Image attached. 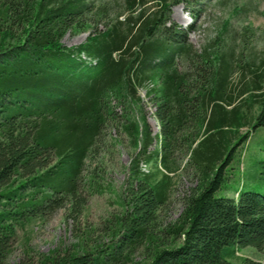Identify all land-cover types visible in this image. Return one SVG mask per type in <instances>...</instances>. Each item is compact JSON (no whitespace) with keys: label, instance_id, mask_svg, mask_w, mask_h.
Listing matches in <instances>:
<instances>
[{"label":"trees","instance_id":"trees-1","mask_svg":"<svg viewBox=\"0 0 264 264\" xmlns=\"http://www.w3.org/2000/svg\"><path fill=\"white\" fill-rule=\"evenodd\" d=\"M171 3L119 0L122 19L65 46L63 35L90 28L89 16L103 15L102 7L94 10L90 0H0V264H7L16 225L67 204L68 216L81 213L85 160L108 120L137 151L107 239L78 251L24 252L9 264H261L238 252L264 249V192L215 191L234 148L221 160L227 142L248 138L247 131L238 133L245 122L264 127V68L241 66L251 77L241 83L239 94L247 97L240 103L226 89L232 48L219 50L212 40L196 53L186 38L192 26L170 21ZM179 60L194 71L178 70ZM142 88L154 107L155 134ZM242 103L257 105L250 121ZM185 159L197 180L182 196L178 217L161 231L158 211ZM139 247L146 261L132 263Z\"/></svg>","mask_w":264,"mask_h":264},{"label":"rangeland","instance_id":"rangeland-1","mask_svg":"<svg viewBox=\"0 0 264 264\" xmlns=\"http://www.w3.org/2000/svg\"><path fill=\"white\" fill-rule=\"evenodd\" d=\"M90 1L94 10L102 7L104 14L89 16L88 29L67 31L61 38L65 46L84 42L90 32L102 31L114 23L117 17L122 19L126 14L118 5L119 0ZM177 11L183 20L174 19L173 15ZM170 21L184 29L192 26L193 30L188 31L186 38L187 44L196 53H200L212 40L218 43L219 50L232 48V71L226 89L227 93H231L232 97L239 99L241 103L247 97L246 94H239L241 83L251 77L248 72L242 71L241 66L250 61L264 68V0H173L170 6ZM177 67L181 71H194L193 65L190 67L182 60L178 61ZM139 95L144 99L146 118L155 134L158 132V125L152 115L154 107L146 100L143 88L139 90ZM116 111H119L118 108ZM257 111L256 104L248 108L242 103L241 113L246 120L250 121ZM246 123L238 133L247 131L248 138L236 146L238 139L234 137L225 145L221 160L232 147L234 148L215 196L236 197L237 190L264 192V127L251 129L250 123ZM157 144L158 142H153L150 149ZM200 149H204V146H200L199 152ZM136 151L121 128L114 121L108 120L85 160L80 182L81 194L85 198L81 213L76 218L73 215L68 216L67 204L65 208L56 209L49 215L35 217L23 225H16L7 264L19 259L24 252L34 256L62 247L78 251L105 241L110 232L111 219L121 211L120 195L127 166ZM187 159L181 162V167L184 168L172 175L173 188L169 199L158 211L156 223L161 231L178 217L182 209V196L196 183V169L191 164H185ZM148 169L149 166L142 165V170ZM90 177L94 180L90 181ZM238 255L264 264V249L246 246L240 249ZM131 259L132 263L145 262L144 248L139 247L133 251ZM227 260L228 264L238 263L235 259Z\"/></svg>","mask_w":264,"mask_h":264},{"label":"bare ground","instance_id":"bare-ground-1","mask_svg":"<svg viewBox=\"0 0 264 264\" xmlns=\"http://www.w3.org/2000/svg\"><path fill=\"white\" fill-rule=\"evenodd\" d=\"M174 19L180 21V20H183V17L182 15L180 14L179 11L175 12V14L173 15Z\"/></svg>","mask_w":264,"mask_h":264}]
</instances>
